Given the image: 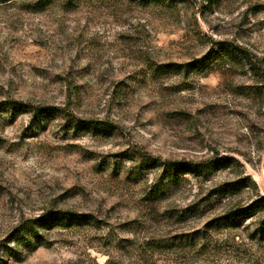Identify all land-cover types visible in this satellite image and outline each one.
<instances>
[{"label": "rangeland", "instance_id": "obj_1", "mask_svg": "<svg viewBox=\"0 0 264 264\" xmlns=\"http://www.w3.org/2000/svg\"><path fill=\"white\" fill-rule=\"evenodd\" d=\"M73 2L0 3V264H264V83L246 68L149 72L215 44L263 68L264 0ZM62 112L109 131L67 129ZM140 156L226 164L153 201L159 169L134 177ZM247 206L261 207L222 223ZM52 210L91 222L11 251L19 226Z\"/></svg>", "mask_w": 264, "mask_h": 264}, {"label": "trees", "instance_id": "obj_2", "mask_svg": "<svg viewBox=\"0 0 264 264\" xmlns=\"http://www.w3.org/2000/svg\"><path fill=\"white\" fill-rule=\"evenodd\" d=\"M9 0H0V3H5ZM70 5H73V1L79 0H69ZM184 0H138V2L143 7H159L163 9H171L174 7L176 3H183ZM257 58L250 54L247 50H244L239 47L232 46H219V44H215L211 47L202 57L194 60L191 63H187L184 65H158L155 67H150L149 72L151 74L159 75L165 71H171L176 74H184L187 73H207L211 71H219L221 72L226 68H246L250 74L257 79L256 82L264 83V67H259ZM262 79L260 82L259 79ZM258 94H261V89H257ZM10 105V104H7ZM5 106L9 110L13 109L11 107L14 106ZM40 114H49L48 110H43ZM51 115V114H50ZM59 115V114H58ZM61 119H65V123L67 129H72L74 131H83L88 128L99 130L100 132L107 134L109 131L108 127L98 123H88L84 121H73L71 117L66 118L62 112L60 114ZM226 162L222 160H216L215 162L207 163V164H198V165H187L183 163L177 162H160L156 161L147 156H140L138 158L135 171L131 173L134 177L141 176L148 169H159V173L156 174L154 181L150 184L145 193L146 197L149 200L156 201L166 195L170 190L178 187L181 182L184 181L185 174H191L194 177L201 176H209L216 171H218L221 167H225ZM222 191L221 193H223ZM261 206H247L235 208L229 212H227L221 220H223V224H234L237 221L252 217L255 212L260 211ZM188 215H191V211H189ZM186 217V216H184ZM89 216L76 214L69 211L62 210H52L47 211L42 216L34 220H28L23 225L19 226V228L15 231V234L11 240V243L14 245L11 251H15L18 249H23L26 253H31L37 248L41 246H45L44 243L41 242V233L44 231H49L54 228H71L74 226H82L89 224L91 222ZM258 228L260 230L264 229V218L259 220Z\"/></svg>", "mask_w": 264, "mask_h": 264}]
</instances>
